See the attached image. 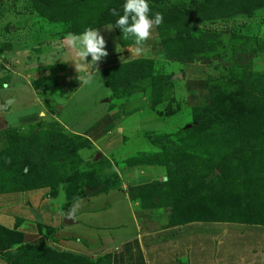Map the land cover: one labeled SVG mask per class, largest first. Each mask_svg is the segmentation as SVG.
<instances>
[{
    "label": "rangeland",
    "instance_id": "obj_1",
    "mask_svg": "<svg viewBox=\"0 0 264 264\" xmlns=\"http://www.w3.org/2000/svg\"><path fill=\"white\" fill-rule=\"evenodd\" d=\"M123 2L0 0V264H192L161 226L264 223V0H148L141 45L101 23ZM90 26L116 59L85 84Z\"/></svg>",
    "mask_w": 264,
    "mask_h": 264
},
{
    "label": "crops",
    "instance_id": "obj_2",
    "mask_svg": "<svg viewBox=\"0 0 264 264\" xmlns=\"http://www.w3.org/2000/svg\"><path fill=\"white\" fill-rule=\"evenodd\" d=\"M106 58H110L111 63H114L116 56L111 55V57L107 56ZM102 63H105L104 60ZM78 211L81 213L75 212V218H79L86 223L85 220L89 218V211H92V209L88 206H82ZM112 217L111 214H108L107 217H98L97 222L101 227L109 228L111 227L109 219ZM64 220L66 218L63 219V224L68 226L75 223L74 219L67 218L68 223H64ZM161 228L160 231L155 233L164 238L162 242H165L167 247L175 242L188 246L189 256L192 257L191 261H193L192 264H264V223L194 221L178 227L161 226ZM100 232L98 234L102 236V239L112 242L108 234ZM174 235L176 239L170 240V237ZM114 241L115 243L118 242L116 238ZM150 242V240H147L145 243L149 246L151 245ZM140 253H143V251H140ZM112 254L113 264H116L118 257H121V255L118 256L114 252ZM171 254L172 258L170 259L172 261L174 253ZM148 258L151 259V256H148ZM145 262H147L146 258Z\"/></svg>",
    "mask_w": 264,
    "mask_h": 264
},
{
    "label": "clouds",
    "instance_id": "obj_3",
    "mask_svg": "<svg viewBox=\"0 0 264 264\" xmlns=\"http://www.w3.org/2000/svg\"><path fill=\"white\" fill-rule=\"evenodd\" d=\"M110 15L115 17L112 26L120 30L125 39L132 37L136 45H141L149 39L151 30L154 26L163 23L162 13H153L148 0H124L120 9H109ZM65 45L73 51L75 55V64L82 68L95 69V72L87 71L80 77L85 84H91L99 74L97 68L101 61L108 56L106 50V41L97 28H85L80 33H68L65 37ZM88 57L91 59L89 60ZM74 65V64H73ZM7 105H11L13 100H7ZM75 206L69 209L68 213L61 212L62 216L73 220L75 219Z\"/></svg>",
    "mask_w": 264,
    "mask_h": 264
},
{
    "label": "trees",
    "instance_id": "obj_4",
    "mask_svg": "<svg viewBox=\"0 0 264 264\" xmlns=\"http://www.w3.org/2000/svg\"><path fill=\"white\" fill-rule=\"evenodd\" d=\"M111 7H112V5H111ZM111 9V8H110ZM102 18H106V20L105 21H102L101 23L102 24H104V23H111L112 25L114 24V22H115V17H111V15H107V16H104V17H102ZM91 28H92V26H90ZM114 29H115V32L118 34V33H120V30L119 29H117V28H115L114 27ZM185 33H187V31L185 32ZM218 36V35H220V33L219 32H216V33H214L213 34V32H211V33H207V36ZM175 38H182V32H177L176 34H175V36H174ZM174 42L175 41H169V42H167V44L166 43H162L163 45L162 46H165V47H167V49L168 48H171L172 46H173V44H174ZM169 51H172V52H174V54H171V56H168V59L169 60H172V61H182L181 60V58H179V56H178V54H175V51L172 49H170ZM165 52H167V51H165ZM184 60V59H183ZM185 61H187V60H185ZM142 73V72H141ZM190 87H189V85L188 84H186V89L188 90ZM216 169H218V171L219 170H221L222 169V167L221 166H216ZM185 222V221H184ZM109 264V263H108Z\"/></svg>",
    "mask_w": 264,
    "mask_h": 264
},
{
    "label": "water",
    "instance_id": "obj_5",
    "mask_svg": "<svg viewBox=\"0 0 264 264\" xmlns=\"http://www.w3.org/2000/svg\"><path fill=\"white\" fill-rule=\"evenodd\" d=\"M85 192H87V189H85ZM64 223H68V222H67V218H66V220H64Z\"/></svg>",
    "mask_w": 264,
    "mask_h": 264
}]
</instances>
